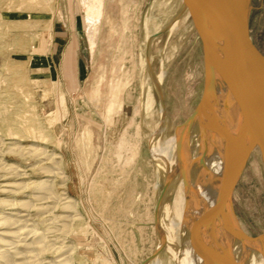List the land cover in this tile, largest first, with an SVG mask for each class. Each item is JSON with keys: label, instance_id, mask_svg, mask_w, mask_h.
I'll list each match as a JSON object with an SVG mask.
<instances>
[{"label": "rangeland", "instance_id": "rangeland-1", "mask_svg": "<svg viewBox=\"0 0 264 264\" xmlns=\"http://www.w3.org/2000/svg\"><path fill=\"white\" fill-rule=\"evenodd\" d=\"M251 3V36L264 53V0ZM203 88L202 43L182 0H0V138L61 155L66 192L84 218L66 233L56 228L60 206L42 215L27 208L28 229L48 241L39 264L67 256L70 264H177L169 249L183 244L184 195L169 171L170 141ZM6 148L5 159L21 164ZM30 192L0 196L29 201ZM233 206L246 234L264 232L258 150ZM162 228L173 249L161 245Z\"/></svg>", "mask_w": 264, "mask_h": 264}, {"label": "bare ground", "instance_id": "bare-ground-1", "mask_svg": "<svg viewBox=\"0 0 264 264\" xmlns=\"http://www.w3.org/2000/svg\"><path fill=\"white\" fill-rule=\"evenodd\" d=\"M233 98L231 91L228 90V100L231 102L230 113L220 114V117H224L225 119L221 128L228 134L240 135L245 128V114L241 111L237 101H235V104H232ZM7 123L8 126H10V122L8 121ZM9 134L16 137L20 136L19 133L13 132L12 130L9 131ZM181 138V132H179L173 138L171 137L170 141L174 150L172 160L175 161V163L169 166V171L177 175H179V170L177 168L175 151ZM184 138L183 145L187 159L184 166L186 174L185 196L183 202L180 204L184 208V212H182L183 220L184 216L185 219H187L191 210H193V216H195L196 220L201 218L206 211L205 226L209 222L212 223L217 216H221L219 219V226L216 227L218 231L219 229H223L231 220L226 199L217 193L218 180L221 179L225 164L223 160V145L214 136L210 127L208 115L192 123ZM0 144L7 146L6 149L8 154H14L21 160V164L10 163L5 159L6 154L3 150H0V173L2 174H0L2 178L0 192L11 196L15 192H18L15 194L19 195V192L22 193L26 190H31V194L27 196L29 201L12 200L8 198L10 196H0V208L8 206L16 208L17 210L16 213L10 212L5 215L3 212H0V264H39L43 252H45L48 247V241L46 242L45 236H39V229L36 231L38 234L35 230L32 231L28 229L29 225L27 223L30 213L27 208L29 209L30 207L31 210L32 207L34 211H37V215H42L45 212H49L51 208L55 209V205L60 206L64 210V213L58 217L54 216L57 222V225H55L56 228L59 227L58 230H62V232L64 231L66 233L67 231L68 233L71 232L75 224L83 221L84 218L78 209V203L66 192L67 176L63 169L61 155L49 149L44 143H31L25 145L20 143V140L8 143L3 138H0ZM158 150L157 152L155 151V155L166 162V157ZM204 155L211 157V159L205 161ZM34 173L36 174L37 180H32L31 175ZM167 198L168 197L165 196L162 200L160 205L162 209L165 207ZM196 198H199L201 201L198 205L196 204ZM51 203L53 207H50L51 205L49 204ZM179 212H181V210H179ZM182 235L183 244L181 247H178L172 243L174 241H171L169 234L168 237L166 236L164 228H162L160 232L162 239L161 245L163 246L165 244L172 249L176 246V253H173L170 249L169 252L171 256L176 259L177 264H201V259L196 256L189 239H187L185 235L183 222ZM260 244V235L251 237L245 233L240 224L236 223L225 232L222 239L218 242L214 252L215 263L264 264V256H261L259 253ZM74 245H72V247ZM208 245L209 244L205 243L204 240V246L208 247ZM58 250L60 251V249ZM54 254L55 253H53V255ZM58 263L70 264L71 261L67 256L61 260L59 258Z\"/></svg>", "mask_w": 264, "mask_h": 264}, {"label": "water", "instance_id": "water-1", "mask_svg": "<svg viewBox=\"0 0 264 264\" xmlns=\"http://www.w3.org/2000/svg\"><path fill=\"white\" fill-rule=\"evenodd\" d=\"M182 1L183 11L188 13L202 43L204 65L202 98L195 111L174 132V136L179 132L182 136L175 154L183 195L187 159L183 140L189 126L208 115L212 132L224 148L225 164L218 180L217 193L226 199L231 215V220L217 231L221 216L205 226L206 211L196 220L191 210L187 219L184 216L183 229L201 264H216L214 252L218 242L230 227L241 224L234 210L233 193L254 150L259 151L264 165V53L250 33L251 0ZM228 90L234 97L232 104L237 101L245 114V128L240 135L228 134L221 128L225 119L220 114L230 113ZM204 158L205 161L211 159L208 156ZM199 202L200 199L196 198L197 205ZM260 236L259 253L264 256V232ZM204 240L208 247L204 246Z\"/></svg>", "mask_w": 264, "mask_h": 264}, {"label": "crops", "instance_id": "crops-1", "mask_svg": "<svg viewBox=\"0 0 264 264\" xmlns=\"http://www.w3.org/2000/svg\"><path fill=\"white\" fill-rule=\"evenodd\" d=\"M251 15H250V33L252 32V29H251Z\"/></svg>", "mask_w": 264, "mask_h": 264}]
</instances>
